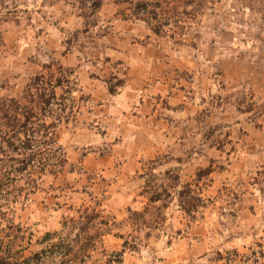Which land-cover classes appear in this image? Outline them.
Instances as JSON below:
<instances>
[{
  "label": "rangeland",
  "instance_id": "374dc122",
  "mask_svg": "<svg viewBox=\"0 0 264 264\" xmlns=\"http://www.w3.org/2000/svg\"><path fill=\"white\" fill-rule=\"evenodd\" d=\"M210 35L264 40V0H0V99H22L41 74L67 75L79 89L74 95L66 85L58 88L68 106L77 97L80 107L59 126L68 161L59 172L43 175L20 211L27 237L33 234L26 254L42 249V241L66 224L78 247L90 241V256L82 259L76 247L42 264H107L126 240L139 249L127 250L120 264H165L172 250L188 247L202 256L185 255L180 264H264V163L249 168L242 159L249 154L252 162L256 147L248 127L262 131L263 100L247 89L205 87L211 105L224 108L218 112L230 110L228 118L207 120L209 113L202 111L196 144H183L178 156L143 159L132 173L118 153L123 127L102 115L83 91L87 81L113 93L123 89L125 61L142 45L199 47ZM213 76L220 86L221 77ZM190 157L197 159L189 164ZM155 188L163 199L149 204ZM202 190L206 197L198 194ZM147 206L146 218L153 221L160 213L164 219L138 230L130 210Z\"/></svg>",
  "mask_w": 264,
  "mask_h": 264
},
{
  "label": "crops",
  "instance_id": "0c3cea01",
  "mask_svg": "<svg viewBox=\"0 0 264 264\" xmlns=\"http://www.w3.org/2000/svg\"><path fill=\"white\" fill-rule=\"evenodd\" d=\"M212 37L208 36L209 40L199 47L192 43H182L174 49L162 43L142 45L125 61L127 79L123 89L114 93L100 82H85L83 91L89 100L101 107L100 113L106 115L109 121L123 127V145L120 147L123 150L118 149V153L125 155L128 170L132 173L137 171L138 163L143 159H154L167 152L176 155V151L183 144H191L192 139L196 144L198 116L202 111L209 113L205 118L207 120L221 114V121L222 117L231 113L230 110L218 112L224 108L211 105V96L206 88L211 86L210 90L219 92L247 89L254 98L264 101L262 37L253 36L246 41L235 36L228 41L221 36ZM173 70L176 77L171 74ZM214 72L221 77V88L215 83ZM248 128V139L256 150L252 162L247 161L249 154L242 159L251 168L257 163H264V125L262 131H256L255 126L250 124ZM196 159L190 157L188 163ZM187 169L189 177L196 175L195 169ZM198 194L206 197L203 190ZM206 206L201 203L198 207ZM245 220L244 225H249ZM196 254L194 247L172 250L165 264H180V258Z\"/></svg>",
  "mask_w": 264,
  "mask_h": 264
},
{
  "label": "trees",
  "instance_id": "16d2710c",
  "mask_svg": "<svg viewBox=\"0 0 264 264\" xmlns=\"http://www.w3.org/2000/svg\"><path fill=\"white\" fill-rule=\"evenodd\" d=\"M65 85L74 95L79 90L67 75L49 78L41 74L31 79L22 99H0V264H42L49 257L52 261L67 257L76 247L84 253L82 259L90 256L86 254L90 241L78 247V240L71 239L70 232H66V224L42 241L46 243L42 249L26 254L25 242L30 244L33 234L27 237L28 228L20 220V211L29 205L30 194L37 190L43 175L59 172L68 161L60 143L59 126L71 120L80 105L77 97L72 98L70 106L66 104L64 94L58 93V88ZM153 193L149 204L162 201L163 194L158 189ZM166 205L164 202L156 208L161 211ZM149 208L130 210L138 230L151 229L155 222L164 219L160 213L153 221L146 218ZM138 245L126 240L123 248L110 254L106 263L120 264L123 254L127 250L138 251Z\"/></svg>",
  "mask_w": 264,
  "mask_h": 264
}]
</instances>
